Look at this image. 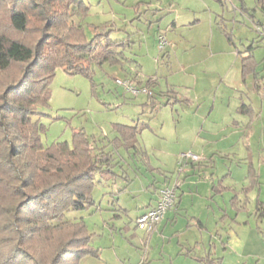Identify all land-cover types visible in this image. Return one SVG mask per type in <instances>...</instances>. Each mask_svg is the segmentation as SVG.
Instances as JSON below:
<instances>
[{
	"label": "rangeland",
	"instance_id": "1",
	"mask_svg": "<svg viewBox=\"0 0 264 264\" xmlns=\"http://www.w3.org/2000/svg\"><path fill=\"white\" fill-rule=\"evenodd\" d=\"M244 2L248 8L254 6V0ZM240 5L239 0L226 1L229 11L225 10L224 16L229 17L227 23L232 27L230 43L169 39L162 23L154 19L150 24L153 10L143 4L134 11L141 19L119 22L123 30L111 35L121 37L125 31H134L130 38L134 42L125 49L126 60L121 64L93 63L91 77L56 68L49 83L48 104L34 116L46 126L40 132L44 145L56 140L70 142L72 132L80 128L101 143L116 134L115 122L149 123L139 135L140 144L147 149L146 158L132 150L115 151V171L124 169L134 176L132 181L120 177V182L132 188L138 208L151 195L146 185L153 177L159 180L164 173H176L183 161L182 153L199 156L193 165H184L183 161L180 177L185 181L176 210L181 215H175V220L167 223L163 231H157L150 243L149 238L140 241L137 237L142 230L134 227L135 206L131 203L125 216L127 231L115 230L109 239L106 233L100 235L103 264H200L195 258L167 251L177 240L186 243L190 237L202 239L216 255L223 256L222 264H264V37L250 24L249 13L238 10ZM97 15L91 12L82 23L87 36L92 34L88 23L99 20ZM158 28L169 43L163 48H158L154 38ZM185 31L180 30L177 35ZM249 44L260 72L259 88L254 86L252 74L245 76L243 82L240 73V59ZM135 74L143 80L154 77L157 82L151 87L154 96L162 90L180 100L162 104L166 95L157 94L155 107H150L144 103L148 94L142 91L133 94L116 82V78L131 79ZM141 83L134 81L137 86ZM248 103L251 111L244 110ZM248 166L253 168L250 173ZM251 175L256 179L254 184ZM111 182V178L96 181L93 190L96 203L106 201ZM212 182L219 191L214 192ZM185 209L198 214L203 229L187 225L192 219L184 215ZM83 214L84 211H69L68 216H89ZM132 232L135 234L131 235ZM112 235L115 247H107ZM168 237L171 244H167ZM149 244L153 248L157 244V251L148 256L146 263ZM82 264H88L86 259H82Z\"/></svg>",
	"mask_w": 264,
	"mask_h": 264
},
{
	"label": "trees",
	"instance_id": "2",
	"mask_svg": "<svg viewBox=\"0 0 264 264\" xmlns=\"http://www.w3.org/2000/svg\"><path fill=\"white\" fill-rule=\"evenodd\" d=\"M254 8L264 13V0ZM87 15L85 0H0V264H82L98 256L86 218L68 213L92 214L96 181L117 175L116 149L139 150L142 127L122 123H113L117 135L107 143L82 128L70 142L41 141L46 126L34 116L48 104L56 68L91 77L93 63L121 64L131 45L129 34L111 37L119 29L113 21L90 24L87 36L73 18ZM242 61L243 74L256 63L252 52ZM137 79L130 80L150 90L155 84ZM200 262L220 264V257L208 253Z\"/></svg>",
	"mask_w": 264,
	"mask_h": 264
},
{
	"label": "crops",
	"instance_id": "3",
	"mask_svg": "<svg viewBox=\"0 0 264 264\" xmlns=\"http://www.w3.org/2000/svg\"><path fill=\"white\" fill-rule=\"evenodd\" d=\"M227 0H85V2L88 5V15L82 20V23H85V19L91 14V12H94L98 14V19L96 22L92 21H86L89 22L88 26L90 24L94 25H100L107 21H113L115 23V26L119 28L117 31L112 32H120L123 30V28L120 26L119 22L125 23L128 19L136 18L137 20L141 19V17L134 13V11H138L137 8L141 5H146V9L153 10V18L150 19L151 22L155 19L157 23H162V26L165 28L163 32L171 39V37L174 39V41L177 39V37L186 39L189 43L191 41H198L201 43H214L215 41H223L230 43L232 38V27L228 25L227 21L229 17H225V10L227 11L228 7L226 5ZM241 2V5L238 6V10L240 12L245 13L244 11H247L249 13L248 20L250 21V24L252 25L251 20H259L264 21V13L261 12L258 8H254V6L248 8L246 6L244 0H239ZM225 7V8H224ZM95 8V9H93ZM229 11V10H228ZM138 15V16H137ZM233 17V16H232ZM132 26V22H130ZM186 29L185 32H180V35H177V32ZM161 30V28H158L154 34V38L157 40L156 34ZM126 34L123 36L129 34L130 38L131 35L134 33V31H125ZM121 36V37H123ZM112 37V36H111ZM113 38H120V37H113ZM172 39V40H173ZM134 42V40H131ZM131 42V43H132ZM173 42V41H172ZM169 44V43H168ZM251 47V48H250ZM246 54L241 56L240 59V73L243 82L245 79H243L245 76L253 75V79L255 80L253 82L254 86L256 88H259L260 85L257 83L258 74L260 72L257 71V61L255 60V56L252 50V44H249L246 49ZM125 51V50H124ZM253 53V60L256 61L254 63L252 70H250L248 73L243 74L242 73V59L245 56H248L249 53ZM212 57V56H211ZM264 59V56H263ZM126 58L123 53V61H125ZM186 61V60H185ZM262 69V68H261ZM264 76V74H262ZM151 77V76H150ZM137 80L141 79L140 76L137 74ZM154 79V77H152ZM143 83V82H142ZM157 82L153 86L156 85ZM152 86V87H153ZM170 92L173 90L170 89ZM168 91H159L157 94L159 96H164L165 101L164 103L169 102H175L176 100H180L175 94L170 95L167 94ZM154 93V92H153ZM147 94V93H146ZM155 94V93H154ZM156 94V95H157ZM156 95L152 98H147L146 104H150V107H155V101H156ZM173 97V98H172ZM151 100V101H150ZM186 100V99H183ZM245 104H243L244 106ZM238 110L241 111V107L238 106ZM245 111H251V104H246ZM195 111H197L195 109ZM195 113V112H194ZM234 120L232 121V123ZM120 123V122H115ZM122 124L127 125H137L139 127H142L137 135L138 137V146L139 150L134 151L138 155L141 156V158H146L148 156L147 149L143 147L140 144L139 135L141 131L147 127H149V123L145 120L142 122L134 121L132 122H121ZM117 135V134H115ZM115 135L113 137H115ZM112 138H108L106 141H103L101 143H107L110 142ZM118 149H124L127 152H130L131 150H127L123 148L122 146H119ZM115 155V152H114ZM186 164L193 165L194 162L192 160H188ZM116 169L115 166L113 168ZM122 171H117V175L113 178L111 188H110V195L107 197L106 201L102 204L97 203V209L92 213L88 214L89 216L86 217V221L88 223V226L90 230L92 231V244L98 248V256H85L84 260L86 259V262L88 264H103V258L100 256V248H101V240L99 238H103L100 235L104 236V234L114 233L116 230H125L127 231L128 225L125 223V216L127 212H130V204L134 203L135 210L134 211V227H137L136 225V217L142 213L147 208L153 206L156 202L158 191L161 186L164 184L170 183L174 176L175 172H168L164 173L162 176H160L157 180L155 177L152 178L151 181L148 182L146 185L147 189L150 191L151 195L146 197V200L142 203V206L138 208L137 201H134V193L132 192V188L128 186L129 184L121 183L120 177H124L128 181H132L131 179L134 177L131 176L132 173H129L128 171L122 169ZM247 171L249 173L253 171V168L248 166ZM126 172V174H125ZM252 181V184L256 182V179L254 176L249 177ZM183 177L181 179L180 185L176 189V203L166 210L164 215L156 222L154 228L151 231H146L142 228L137 227L138 229L142 230L140 231L137 238H140L142 241L143 239L149 238V243L154 240V238L157 236V231L161 230L163 231L164 226H167V223L173 222L176 218L175 215H181L179 212H176L177 209H179V203L182 198L183 193ZM117 182V184H116ZM105 187V186H104ZM211 188L214 190V192H217L220 190L216 184L212 182ZM96 200V199H95ZM184 215L187 216V218H191L192 222L187 223V225H192V227L197 226L199 228L198 230H201L204 228L202 221L200 220L198 214L196 212H191L188 210H184ZM83 215H87L86 213ZM195 221V222H194ZM100 229V230H98ZM105 229V232L102 231ZM132 234H135V232H132ZM155 234V235H154ZM201 235V233H200ZM174 236V234H172ZM111 241L108 243L107 247H115L114 235H112ZM97 238V239H96ZM171 238H166V241H169L167 244H171L172 241H170ZM185 242H180L177 240L176 244L172 246V248L167 249L169 254H175V255H184L186 257L195 258L200 262V258L204 257L208 253L211 254L213 257H220V264H222L223 256L216 255V251H212L209 246L206 245V243L202 239H196L194 237L186 238ZM151 240V241H150ZM122 241L124 242V238H122ZM226 241V240H225ZM227 242V241H226ZM98 243V244H96ZM150 249H148V255H146V263L148 262V256H150L152 253L157 251V244H155V248L149 244ZM163 249L166 247V243L163 244ZM166 249V248H165ZM129 253H131L129 251ZM128 253V254H129ZM197 253H199V256H197ZM130 255V254H129ZM126 257V256H125ZM88 258V259H87ZM83 259V258H82ZM82 262V261H81ZM201 264V262H200Z\"/></svg>",
	"mask_w": 264,
	"mask_h": 264
},
{
	"label": "built area",
	"instance_id": "4",
	"mask_svg": "<svg viewBox=\"0 0 264 264\" xmlns=\"http://www.w3.org/2000/svg\"><path fill=\"white\" fill-rule=\"evenodd\" d=\"M253 28L264 37V21L252 20ZM158 48H163L168 42L165 35L160 32L157 35ZM116 82L122 85L126 90H129L133 94L139 91L151 94L152 91L147 87L136 86L130 79L116 78ZM181 158L185 161L184 165L188 160H196L199 158L198 155L192 152H185L181 154ZM183 161H180V166L176 170V174L170 183L164 184L159 188L156 202L153 206L147 208L136 217V225L146 231H151L156 222L164 215L167 209L172 207L176 200V189L181 183L180 174L183 171Z\"/></svg>",
	"mask_w": 264,
	"mask_h": 264
}]
</instances>
